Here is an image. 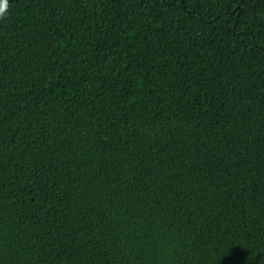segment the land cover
I'll return each mask as SVG.
<instances>
[{
	"label": "trees",
	"instance_id": "1",
	"mask_svg": "<svg viewBox=\"0 0 264 264\" xmlns=\"http://www.w3.org/2000/svg\"><path fill=\"white\" fill-rule=\"evenodd\" d=\"M8 4L0 264H264V0Z\"/></svg>",
	"mask_w": 264,
	"mask_h": 264
},
{
	"label": "clouds",
	"instance_id": "2",
	"mask_svg": "<svg viewBox=\"0 0 264 264\" xmlns=\"http://www.w3.org/2000/svg\"><path fill=\"white\" fill-rule=\"evenodd\" d=\"M8 8V0H0V19L5 18Z\"/></svg>",
	"mask_w": 264,
	"mask_h": 264
},
{
	"label": "rangeland",
	"instance_id": "3",
	"mask_svg": "<svg viewBox=\"0 0 264 264\" xmlns=\"http://www.w3.org/2000/svg\"><path fill=\"white\" fill-rule=\"evenodd\" d=\"M223 107L226 109V116L230 119L234 115V111L231 109H227L225 104H223Z\"/></svg>",
	"mask_w": 264,
	"mask_h": 264
}]
</instances>
